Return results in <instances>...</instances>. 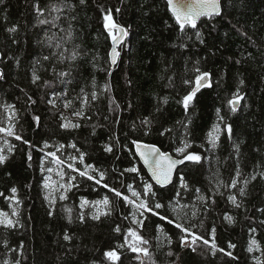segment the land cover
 <instances>
[{"label":"trees","instance_id":"16d2710c","mask_svg":"<svg viewBox=\"0 0 264 264\" xmlns=\"http://www.w3.org/2000/svg\"><path fill=\"white\" fill-rule=\"evenodd\" d=\"M53 4L61 10L49 11ZM37 5L44 9V16H37ZM221 5L220 16L203 18L196 29L187 27L182 33L164 0L0 2V127H7L8 105H12V125L22 137L8 138L11 151L5 152L7 159L0 164V193L4 194L0 211L16 213L13 228L0 226V264H113L104 256L109 250L120 255L115 264H140L127 246L120 247L129 227L148 242L143 245L149 252L143 264L264 262V251H247L251 240L264 249V178L258 175L264 172V0H223ZM109 10L114 22L127 32L113 68L103 19ZM53 16L59 17L55 27L38 23L39 19L51 21ZM13 27L15 32L8 31ZM34 71L40 77L36 84ZM60 72L71 74L60 77ZM204 72L209 83L185 110L182 99ZM93 92L97 94L94 101ZM236 93L243 99L233 112L228 101ZM82 95L88 98L87 104L82 103ZM50 99L56 107L48 103ZM67 102L70 105L65 108ZM81 108L83 118L74 115ZM35 116L40 117L39 123ZM61 116L80 126L61 127ZM144 120L150 121L147 135ZM214 127L219 129L213 133L219 136L215 146L208 142ZM134 140L176 158L180 157L175 149L187 141L191 145L187 151L201 156L200 163L185 161L170 187L153 185L155 200H163L166 208L159 211L169 216H175L173 204L188 205L180 208V215L187 213L189 224L195 226L192 231L211 240L215 229L216 243L224 251L213 255L202 241H197L195 251L182 248L184 234L150 213L140 217L143 225L134 224L129 205L79 173L66 172V183L74 178L66 199L58 195L52 205L47 202L42 165L49 152L61 160L67 155L75 158L79 170L87 165L98 169L105 175L102 183L124 195H129L127 185L131 184L147 200L143 182L151 181L133 152ZM105 145L113 151L106 152ZM132 166L139 172H124ZM93 175L99 178L98 173ZM181 178L188 190L181 187ZM233 178L237 179L234 188L230 187ZM12 188L16 189L14 197ZM230 195L240 207L228 199ZM105 197L110 200L111 214L92 219L90 204ZM170 197L174 198L171 204ZM83 200L89 203L81 208ZM117 225L121 233L114 231ZM65 234L71 239L66 241ZM229 242L235 247L229 248Z\"/></svg>","mask_w":264,"mask_h":264},{"label":"snow or ice","instance_id":"6c2138e0","mask_svg":"<svg viewBox=\"0 0 264 264\" xmlns=\"http://www.w3.org/2000/svg\"><path fill=\"white\" fill-rule=\"evenodd\" d=\"M2 2V0H0ZM81 4L85 3V0H80ZM167 5L169 11L172 13L173 17L175 18L176 24L179 26V30L182 33H185V30L187 27H191L192 29H196L197 24L196 21L198 18L202 16L206 17H213V16H219L221 14V5L219 3V0H167ZM61 10L60 5L53 4L49 7V11L51 12H59ZM120 9H116V12H119ZM36 13L38 17L44 16V9L40 8L38 5L36 7ZM59 19L58 16H53L52 20L48 19H39L38 23L41 25L45 24H52L53 27L56 26L55 21ZM104 19V27L106 30H108L109 35L112 37L113 41V47L110 52V57H111V64L115 65L117 57L119 56V53L117 51L116 45L121 42L122 38L124 36H127V32L125 29L121 26H119L117 23L114 22L113 17H112V12L109 10L103 15ZM115 30V34H113V31ZM10 32H15L16 29L10 28L8 29ZM68 35L70 36L71 33L69 32ZM197 39H200V33L197 31L195 33ZM56 47H60V44H57ZM53 55H56L53 53ZM61 57H63V53L60 54ZM45 60L50 59L48 56L44 57ZM72 59L75 60V54L72 56ZM197 71H199L197 69ZM71 73L68 72H60L57 73L58 76L64 77L68 76ZM208 76L207 72H204L196 77L195 80V87L192 88L190 92H188L182 99V104L187 110L190 102L193 100L195 97L197 91L205 85H207V80L206 77ZM40 80V77L36 74L34 71L32 74V82L33 84H36ZM185 83H191L190 81H185ZM242 83V82H241ZM45 84L47 85L48 82L46 81ZM107 90V86L105 88ZM83 92V89L81 90ZM97 98V94L93 92L91 94V99L94 101ZM81 101L83 104L88 103V98L86 96H81L80 97ZM243 99V97L239 96V93H236L233 97V99L228 101V104L231 106V111L235 112L236 111V105L240 102V100ZM28 100L31 103H35V101L32 100V97H28ZM49 104H51L53 107H55V101L50 99L48 101ZM70 105V102L65 103V108H68ZM8 108L10 111H12L13 115L9 116V125L7 127H0V133L5 134L6 136H12L16 140H22V137L17 135L14 131V127L11 124V120L13 116L15 115L14 112V106L8 105ZM75 116L83 118V108L81 110L76 111L74 113ZM61 119H65L63 116H61ZM222 120V117L220 118ZM34 120L39 123L40 117L35 116ZM142 123L145 125L146 131L145 135L148 134V127L150 125V121L144 120ZM80 125L76 123H71V122H65L61 125L63 128H78ZM185 127H187L185 125ZM227 131L229 133L232 132L231 126H226ZM165 131H168L167 129ZM219 129L217 127L213 128L212 132L208 133L209 137V143L212 144L213 146L216 145L217 141L219 140L218 135H213L214 132H218ZM164 132H161V135H163ZM7 143V141H5ZM25 143H27L25 141ZM133 144L135 145L136 148V155L140 157V159L143 161V163L148 166L151 169V176L155 180L156 184L160 185V187H165L169 182H171V174L173 169L177 164H184L185 161H189L192 163H200L201 161V156L194 153L187 151L188 148L191 147L190 143L187 141H181V146H178L175 151L177 155L180 157L179 159H171L168 157L166 153H163L160 151L159 148L155 147L154 145H149V144H142L137 141H133ZM47 147V145H45ZM70 147L75 148V145H70ZM104 150L106 152H112L113 149L111 146L105 145ZM9 151H11V147H9ZM45 155L51 156L52 159L58 164L62 165L64 164L63 160H60L55 153L49 152L46 153ZM7 157L5 155L0 154V164H3ZM31 159V157H29ZM75 159V158H73ZM81 162H83V155L80 156ZM67 167L71 168L73 172H78L81 177H86L90 181H94L96 184H99L101 187L106 188L108 191L113 192L115 197L118 199H121L124 201L126 205H133L136 209V211L139 213V215L143 216L144 213H150L152 216H157L159 220L165 221L169 225H174L175 228H177L181 233L184 235L181 236V244L184 247H192V250H196L197 246V241H202V243L206 246H209L212 254L214 255L215 252L217 251H224V249H221L218 247L216 243V238H215V229L212 230L211 234V240L205 239L204 237L195 234L192 231V228L195 227L194 225L189 224V217L187 216V213L184 215H180V211L176 208H173L172 211L176 213L175 216H169L168 214H161L159 210L165 209L166 205L163 202V200L156 201L155 197L157 193L153 191V184L148 183V182H143V196L148 197L147 200L143 199L140 193H137L136 191L132 190V185L129 184L127 185V188L131 191V196L135 198V200L131 199L129 196L124 195L121 193V191L117 190L115 187H110L107 183H102L105 179V175L103 172H100L98 169L92 168L91 165H87L85 170H79L77 168H74L72 164H68ZM87 169H92L93 172L98 173L99 178L97 179L96 176L89 174ZM49 172L52 171L51 168L47 169ZM237 173H239V167L236 169ZM124 172L127 173H138L139 170L135 167H129L125 168ZM58 175H62V173L58 172ZM258 175L261 176V178H264V172L258 173ZM74 179V178H73ZM256 175L251 176V180H255ZM248 181H246L247 183ZM237 186V179L233 178L231 181L230 187H236ZM45 187L47 188L48 185L47 183L45 184ZM61 188H64L65 185L61 184ZM181 187L184 190H188V185L183 182V178H181ZM200 189H196V192L199 193ZM240 195L243 196L245 194L244 189L241 188L240 190ZM11 192L13 194V197L15 196L16 189L12 188ZM0 195H4L3 193H0ZM180 194L177 193V196ZM8 199V197H6ZM45 199H48V197H45ZM60 199H66L64 195L60 196ZM199 200L204 201L203 196L198 197ZM228 199L236 206L240 207V204L237 203L236 197L235 196H229ZM174 198L170 197L169 198V203L171 204ZM138 201V203H136ZM18 203V201H17ZM89 201L83 200L81 201V208H83L85 205H87ZM95 205H97V211L92 214V219L98 220L100 217L107 216L111 214V209H110V200L105 197L103 200H98L94 202ZM99 206H102L100 208ZM181 209H186L188 208V205H181ZM107 210V211H105ZM12 215H16L15 211H13ZM135 215V213L133 214ZM192 217H195L197 213L193 211L191 213ZM0 217H3V219H0V226H3L5 228H13L15 226L14 222L11 219L7 218V214L0 212ZM127 218V216L125 217ZM81 221L84 222V216L82 215L80 217ZM225 219L229 222L232 223V217L228 216L227 214L225 215ZM134 224L137 225H143L142 220H136L133 219L132 221ZM157 228L162 231V228L160 225H157ZM115 232L121 233V228L119 225L116 226L114 229ZM252 231H255V229H252ZM129 237H131V241H129ZM188 237L191 239L189 240ZM64 239L66 241L70 240L71 237L68 234L64 235ZM170 242V241H169ZM148 242L138 234L137 231L133 230L131 227L127 229V233L124 237V245H121L120 247L127 246L132 252L137 253V259L139 260L140 264H143V260L140 259L141 255L143 256H148L149 252L146 247H143V245L147 244ZM229 248H234L235 245L229 242L228 244ZM257 251H264V249H261L257 242L255 240H251L249 247L247 251L249 253L253 252V250ZM171 255L172 253H168ZM225 255L232 256L231 252H225ZM104 256L107 260L112 261L113 264H115L116 261L120 259V255H118L117 250H109L104 253ZM235 259V257H233ZM7 264V262H5ZM18 264V262H17ZM256 264H264V262L260 261L257 259Z\"/></svg>","mask_w":264,"mask_h":264},{"label":"rangeland","instance_id":"374dc122","mask_svg":"<svg viewBox=\"0 0 264 264\" xmlns=\"http://www.w3.org/2000/svg\"><path fill=\"white\" fill-rule=\"evenodd\" d=\"M57 106V103L55 102V107ZM9 116H12V113L9 111L7 113V126L9 125ZM65 122H70L67 119H63V123ZM11 124H12V120H11ZM70 128V127H69ZM2 137H0V154L4 155L6 151L9 150V144H8V138L12 137V136H6L5 134L1 133ZM5 141H7V143H5ZM56 154V153H55ZM62 155V154H61ZM56 156L60 159V155ZM49 159H45L43 160V165H42V175H43V180H42V188H43V192L45 197H48L47 202L52 205L54 203V201L56 200V198L58 197V195H64L66 190L68 189V186L72 185V181L73 178L71 177L68 182H65V178L67 176V171L69 172H73L71 168L67 167L68 164H72V166L75 168V164L78 163L77 160L73 159V157H70L69 155L64 156L65 159L64 164L62 165H58L51 156H48ZM61 160V159H60ZM48 163V166H46ZM46 164V165H45ZM51 168L52 171L49 172L47 169ZM85 170V169H84ZM89 174L93 175L94 172L92 171V169H87ZM60 172L62 173V175H58L57 173ZM78 173V172H75ZM47 183L48 187H45V184ZM63 184L65 185L64 188H61L60 185ZM181 185V183H180ZM131 199L135 200L134 197L131 196V191H129V195H128ZM12 202H15L14 198L10 199ZM136 203H138V201H136ZM180 202H177L176 204L172 205V209L176 208L180 211V206H179ZM86 206V205H85ZM84 206V207H85ZM131 207V220L133 221V219L136 220H140L141 215H139V213L136 211L135 207L133 205H129ZM13 205H10V208H12ZM97 205L94 204H90V208L92 209L91 211V215L93 213H95L97 211ZM100 208H102V206H99ZM106 211V210H105ZM3 213L7 214V218L11 219L14 224L16 223V215H12L9 212L6 211H0ZM135 213V215H133ZM174 214L176 215V213L174 212ZM0 219H3V217H0ZM162 236H161V241H162ZM189 239V237H188ZM129 241H131V237H129ZM132 252V251H131ZM134 253V252H132ZM136 254V253H134ZM137 255V254H136ZM145 256L141 255L140 259H143ZM111 263H113L112 261H110Z\"/></svg>","mask_w":264,"mask_h":264},{"label":"water","instance_id":"95a60500","mask_svg":"<svg viewBox=\"0 0 264 264\" xmlns=\"http://www.w3.org/2000/svg\"><path fill=\"white\" fill-rule=\"evenodd\" d=\"M164 1H165V3H166L167 10H168L169 14L173 17L172 13H171V12L169 11V9H168L167 0H164ZM222 1H223V0H219L220 5L222 4ZM221 12H222V5H221ZM219 16H220V15H219ZM213 17H218V16H213ZM203 18L210 19L209 17L202 16V17H200V18L197 19L196 24H198V22H199L201 19H203ZM211 18H212V17H211ZM173 19H174V21H175V18H174V17H173ZM175 23H176V21H175ZM176 25H177V24H176ZM177 26H178V25H177ZM178 27H179V26H178ZM112 31H113V34H114L115 31H114V30H112ZM107 33H108V30H107ZM108 34H109V33H108ZM109 37H110V41H111V49H112V47H113V41H112V37H111L110 35H109ZM125 39H126V36H124V37L122 38L121 42L118 43V44L116 45L117 51H118V48L121 46V44L124 42ZM110 52H111V50H110ZM110 52H109V54H110ZM118 53H119V52H118ZM1 59H2V55H1V52H0V78H2ZM117 60H118V57H117ZM117 60H116V64H117ZM110 61H111V57H110V55H109V62H110ZM116 64H115V65H116ZM115 65L111 64V62H110V66H111V68H113ZM206 80H207V84H208V83H209V78L206 77ZM205 86H206V85H205ZM203 87H204V86H203ZM203 87H201V88H203ZM201 88H200V89H201ZM200 89H199V90H200ZM197 92H198V91H197ZM238 107H239V103L236 105V110L238 109ZM142 144H143V143H142ZM155 147H156V146H155ZM157 148H158V147H157ZM160 151H161V150H160ZM133 152H134V154L136 153L135 145L133 146ZM161 152H162V151H161ZM166 154L168 155V157H170V158L173 159V160H175V159H179V158L174 157L171 153H168V152H167ZM135 156H136L137 160L139 161L140 165L142 166V168L145 170V172H146L148 178L150 179L151 183H152L153 185H155L156 187L160 188V189L168 188V187H170V186L173 184L174 179H175V175H176L178 169L183 165V164H177V165L175 166V168L173 169L172 174H171V182H169L165 187L162 188V187H160V185L156 184L155 180L152 178V176H151V169L143 163V161L140 159V157H139L138 155L135 154Z\"/></svg>","mask_w":264,"mask_h":264},{"label":"built area","instance_id":"2783aa9c","mask_svg":"<svg viewBox=\"0 0 264 264\" xmlns=\"http://www.w3.org/2000/svg\"><path fill=\"white\" fill-rule=\"evenodd\" d=\"M190 239H191V238H189V240H190ZM181 247H182V248H189V247H184V246H182V244H181ZM136 254H137V253H136Z\"/></svg>","mask_w":264,"mask_h":264}]
</instances>
